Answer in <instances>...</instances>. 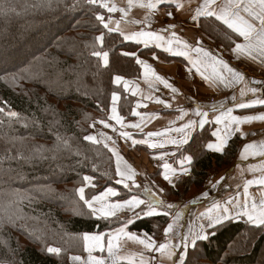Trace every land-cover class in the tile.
<instances>
[{"label":"trees","instance_id":"1","mask_svg":"<svg viewBox=\"0 0 264 264\" xmlns=\"http://www.w3.org/2000/svg\"><path fill=\"white\" fill-rule=\"evenodd\" d=\"M97 13L104 10L88 0H0V264H70L71 255L85 253V233L123 225L120 217L95 218L79 199L80 187L86 199L107 187H117L119 198L132 194L116 183L112 152L84 137L93 136L96 122L108 121L113 92L120 97L119 113L132 114L135 99L114 78L139 79L143 68L123 52L135 51L149 61L153 55L164 62L183 59L108 33ZM201 23L199 30L216 44L228 51L234 47L211 18ZM101 32L103 45L95 40ZM93 51H108V66ZM9 112L17 115L9 117ZM214 129L206 125L194 134L195 151L187 145L178 154L192 155L193 161L176 186L157 171L151 176L169 203L193 198L205 188L212 170L233 165L240 135L223 153H214L206 147ZM86 176L92 177L89 186ZM165 212L139 218L129 228L157 239L173 210ZM48 247L61 252L48 253ZM184 264H264V227L229 219L209 229L194 251L188 249Z\"/></svg>","mask_w":264,"mask_h":264},{"label":"crops","instance_id":"2","mask_svg":"<svg viewBox=\"0 0 264 264\" xmlns=\"http://www.w3.org/2000/svg\"><path fill=\"white\" fill-rule=\"evenodd\" d=\"M106 2L110 5L114 4L117 8H124L127 10V15L125 16L119 11L107 13L106 9H103V15H105L106 19L108 16H111V27H116V22H119L120 30L124 34L129 35L142 29L160 32L162 27L168 24H175V31L178 37L186 39L192 44H194L197 39L202 38L203 45L207 50L211 51L216 56H222L223 59L230 64V66L242 72L246 78L244 83L224 87L222 84L213 83L203 79L200 73L197 72L196 68L193 67L185 57L177 56L181 57L183 60L172 62H164L160 59H153L151 61L145 60L148 64L152 65L156 75L167 80L168 84L174 87L177 92L174 94L169 87L165 86L163 82L158 81L151 76L145 78L143 75L139 79L127 80L131 83L128 85L127 90H125L123 84V89L125 93L135 99L133 110L141 113V115H144L146 119H148L149 116L152 117L146 124L142 125L143 130L141 131L132 128L121 129L115 121L109 120L107 122L114 125L117 131H113V128L111 127L105 128L100 121L94 124L93 136L100 141V144L104 145L107 143L108 149H115L119 153L122 157L120 161L121 168H124L126 165L130 166L136 173L134 177L135 184L139 185V187H135L132 181H126L130 185V188L125 189L130 190L132 194L127 195L128 197L125 198H119L120 190L117 187H112L119 193V195L117 197H109L108 202H122L125 199H129L132 195H135L144 200L153 198L163 201L162 205H157V212L160 214L147 217L164 215L163 213H165V209L173 210L168 223V225L173 224V231L166 237L165 229L167 228V225L162 231L160 237L153 239L157 242V244L170 242L172 245H176V247L172 249V251L175 252V256L169 258L166 252L161 254L155 250L148 252L144 249L143 245L128 239L124 235L120 236L118 242L114 241V243H118V248L115 249L116 254L120 257H134L135 264H139L141 257L147 262V264H175L174 260H181L180 257L183 255V250L180 247L182 237H188L189 240H191L195 238L197 234L202 236L207 235V231L212 229L207 226L208 219L206 216H202V213H205L208 209L213 208L214 205L219 204L221 209L224 206L229 207V215L231 216L230 219L243 218L248 221L246 216L236 214L235 205L242 204L245 201L249 204L253 200H255L257 204L264 201V185H259L257 183L247 185V181L249 180L258 181L261 177H264V156L248 155L247 158H241V152L246 144H256L257 147L264 144V120L255 119L241 124L239 125V132L235 131L237 126L232 125L231 135H228L224 124L217 125L214 123V117L219 115L220 111H226L228 108H232V114L236 116L243 117L264 115V109H260L264 108V105H256L255 107L244 109L236 107L237 103H249L253 99H264V63L261 62L259 57H257V59H252L244 54H241L239 58H237L231 50L228 51L222 48L199 30V27L191 21L190 17L194 14V9L198 6V4L202 3L203 0H180V2L184 5V7L180 10L176 9L177 0H170L169 3L159 6L158 9L153 12H150L147 8H141L139 6L141 3L147 4L149 0H133V4L130 8L128 0H106ZM218 2L222 3L223 0H218ZM166 11H172L173 18H168L165 15ZM160 34L163 35L165 39H168L171 35L169 32H161ZM241 42H243V40ZM150 47L155 46L153 45ZM192 56L193 59L196 58L195 53H192ZM201 71H205V69L202 68ZM210 71V69L205 71V75H208ZM254 81H259L261 83H254ZM252 87L257 90L255 94L248 91V88ZM241 89H244L245 91L244 96L240 95ZM133 92L136 94L133 95ZM148 97H152V99H148ZM156 97L165 100L171 105V107H165L163 104L156 103ZM232 97H235L236 100L233 101ZM119 101L120 98L117 102V106ZM137 104H140L141 107H137ZM222 105L223 108H221ZM213 106L220 111H213ZM180 109L187 113L183 120L178 119L181 115V112L179 111ZM197 109L208 112L209 123L206 125H214V132L219 130V134L225 136L227 146L237 134L240 135L242 144L233 165L222 170H212L205 188L199 194L193 198H188L178 203H169L163 190L158 186V184H156L151 176L157 171L164 179V174L167 171L172 183H169L168 180H164L169 185L176 186L179 179L183 175H188L190 171V165L192 162L190 164L185 163L184 169H188L187 172H185L179 164V161L183 158V156L188 154L178 156V154H180V152L187 145L181 147L179 150L172 145H168L165 149H151L146 144L133 145L131 140L122 138L119 133L120 131H128L132 134L134 139H146L147 133L149 132H163L165 129L170 127L178 128L189 119L198 121L200 117L195 115V111ZM253 109L257 110L246 114H238V111ZM111 114L112 113H110V116ZM123 117L126 124L140 122V116H133L131 114ZM173 121H175V123H172ZM199 130H201V128L197 127L193 135ZM101 134H106L112 139L105 141ZM178 137V133L170 132L165 137H153L152 141ZM113 141L115 143H113ZM217 142V137L214 136V139L208 143ZM208 150L214 153H221L210 149ZM163 152H175L176 154L168 155L165 156L164 159H160L159 157ZM114 158L116 162L115 155ZM164 163H168L171 168L174 169V174L173 172L163 168ZM118 179H120V177H118ZM91 183L92 180L86 184L89 186ZM119 185L124 188L123 184ZM246 185L247 190H245ZM150 193H154L155 196L150 197ZM229 200L234 201L233 205H226V202ZM167 205H173V207L168 208ZM140 207L144 208L145 205H141ZM136 211L139 212L140 209H136ZM212 214L217 215L220 213L213 212ZM116 217H120L124 221L129 218H132L134 221L139 219L136 218L128 209L117 210L116 216L109 219ZM144 217L145 216H141V218ZM227 220L229 219H225L223 222ZM130 225L131 224L128 225L126 232L136 234L137 236L143 238V234L145 232L132 231L129 228ZM116 229L103 233L114 234ZM199 240L202 239H197L196 243ZM188 249H192L191 244H189ZM92 255L96 257H103L105 259V264H112V260L108 257L107 251L103 253L94 251ZM71 257L69 260L70 264H81L82 261L87 260L88 252L85 251L83 255H80L81 261H73ZM118 264H128V259H121L118 261Z\"/></svg>","mask_w":264,"mask_h":264},{"label":"snow or ice","instance_id":"3","mask_svg":"<svg viewBox=\"0 0 264 264\" xmlns=\"http://www.w3.org/2000/svg\"><path fill=\"white\" fill-rule=\"evenodd\" d=\"M170 0H149L147 4L141 3L139 6L141 8H147L150 12H153L158 9L159 6H162L166 3H169ZM89 5L98 6L102 9H106L107 13L121 12L123 15H127V10L124 8H117L114 4L110 5L106 2V0H88ZM129 8L133 4V0H128ZM184 7L183 3L180 0L176 2V9L180 10ZM165 15L168 18H173L172 11H166ZM96 20L103 25V28L107 30L108 33L116 32L122 36L124 41H132L136 45H143L145 48H149L150 46H155L156 48H160L163 52L168 53L172 56H182L185 57L193 67L196 68L197 72L200 73L201 77L205 80L211 81L213 83L222 84L224 87H229L234 84L244 83L245 75L234 69L230 64L223 59L222 56H216L211 51L207 50L203 46V40L197 39L194 44L189 43L186 39H182L177 36L175 31V24H168L160 29V32L151 31V30H140L138 32H134L132 34L126 35L119 28V22L116 27H111V16H108L107 19L105 15L97 13ZM202 18L209 19L211 18L213 23L216 24L218 28H223L225 35L231 42L234 44V47H231V51L233 54L239 58L241 54L247 55L252 59L260 58L261 62L264 63V0H223L222 3L218 2V0H203L202 3L198 4V6L194 9V14L191 15V21L197 26L203 28L201 23ZM147 19V18H146ZM150 27V22H149ZM161 32H169L171 35L168 39H165ZM235 36V39H233ZM105 33L101 32L99 36L95 38L101 45L104 43ZM242 38L243 42H237ZM192 53L196 54V58L193 59ZM93 56L98 58H102L103 64L108 66L109 64V52L108 51H93ZM125 57L135 58V64L141 66L143 68V75L145 78L149 76L154 77L156 80L161 81L165 84L166 87H169L171 91L175 94L177 90L168 84L167 80L162 77L156 75L154 72L152 65L148 64L145 60L140 59L135 51H125L122 53ZM153 59H158L157 56L153 55ZM205 69L207 71L210 69V73L205 75V71H201V69ZM114 82L116 84H120L123 82L125 90L128 89V85L131 83L130 81L124 80L120 75H116L114 78ZM254 83H261L259 81H254ZM248 91L253 94L256 93V88H248ZM136 93L133 92V95ZM240 95L244 96L245 91L241 89ZM119 95L116 92L112 93V107H111V116L108 117L109 121H115L117 125L120 126L121 129L124 128H132L143 130L142 125L146 124L148 120L152 117L149 116L148 119L145 118L141 113L133 110V116H140V122L137 123H128L126 124L124 121V117L118 113L117 110V102L119 100ZM148 99H152V97H148ZM233 101L236 100L235 97H232ZM155 102L158 104H163L165 107H171L169 103L165 100L160 99L159 97L155 98ZM256 105H264V99H253L249 103H237L236 107L244 109V108H252ZM137 107H141L140 104H137ZM223 108V105L221 106ZM4 110L0 108V112ZM181 115L178 119L183 120L184 116L187 115L182 109L179 110ZM213 111H220L213 106ZM233 109L228 108L226 111H220L219 115L214 117V123L217 125L224 124L225 129L227 130L228 135H231L232 125H236V132L240 131L239 125L250 122L255 119L264 120V115L259 116H236L233 115ZM17 114L14 112H9V117H15ZM195 115L200 117L198 121H194L189 119L186 123H183L178 128H167L163 132H149L147 133L146 139H134L132 134L128 131H120L119 135L126 139L131 140L133 145L137 144H146L151 149H165L168 145L175 146L177 150L185 145H189L195 151V137L193 133L197 127L204 128V126L209 123L208 112L197 109L195 111ZM227 122V123H225ZM104 125L105 128H113V131H117L114 125L108 123L107 121H100ZM172 123H175L173 121ZM170 132H176L179 134L178 138H168L162 139L159 141H152L153 137H165ZM104 137V140H111L110 136L106 134H101ZM213 136L217 137V143H207L206 147L215 152H223L227 146V141L225 136L219 134V130L217 132L212 133ZM85 140L91 141L93 143H100L99 140L95 136L88 135L84 137ZM113 143H115L113 141ZM105 147H108V144H104ZM116 156V169L115 175L120 177V179L116 180L117 184H123L124 188H130V185L126 181H132L135 187H139V185L135 184L134 177L136 175L135 171L130 166H125L121 168L120 161L122 157L115 149H109ZM175 152H163L159 157L160 159H164L165 156L175 155ZM248 155H259L264 156V144L259 145L257 147L256 144H246L241 152V158H247ZM192 155H185L179 161V164L182 169H184L185 163L190 164L192 162ZM163 168L173 172L174 169L168 163L163 164ZM255 170V169H253ZM185 172L188 169H184ZM164 179L168 180L169 183H172L168 172L166 171L164 174ZM92 177H84V181L90 182ZM257 183L259 185H264V177H261L258 181H247V185H252ZM247 185L246 189L247 190ZM95 187V185H92ZM79 193V199L84 202L85 205L91 210V214L94 215L97 219L108 220L111 217H115L117 214V210L128 209L130 210L136 218H141V216H153L160 214L157 212V205H162L163 201L159 199L149 198L147 200L140 199L135 195H132L129 199H125L122 202L109 203V197H117L119 193L112 187H107L104 191L99 193L98 195H93L90 199H86L85 197V188L80 187L77 189ZM150 197H154V193L149 194ZM234 201L229 200L226 202V205H233ZM99 205V206H97ZM141 205H145L144 208H141ZM168 208H172L173 205H167ZM136 209H140L139 212ZM235 210L237 215L246 216L248 221L252 223L256 227H264V201H261L259 204L253 200L250 204L245 201L242 204H236ZM213 212H218L220 214L213 215ZM230 209L228 206H224L221 209L219 204L213 206V208L208 209L205 213H202V216H206L208 219V227L214 228L216 225L223 222L225 219H230L229 215ZM167 215L168 213H163ZM135 221L132 218L123 222V225L115 230V233H98V234H88L85 233L83 235L84 240V248L85 251L88 252V258L85 261H82L81 264H105V259L103 257L93 256L92 253L94 251H99L101 253L107 251L108 257L111 258L112 264H118V261L121 259H128V264H135V258L129 257H120L116 254L115 249L118 248V243H114V241H119L121 235L126 236L128 239L138 242L143 245L144 249L148 252H152L153 250L164 254L167 253L169 258L175 256V252L172 251L176 245H172L170 242L159 243L149 236L147 233L143 234V238L137 236L133 233L126 232V229L129 224L134 223ZM0 226H2V222H0ZM203 227V226H202ZM173 231V224H169L165 229V236L167 237L169 233ZM197 239H207V235H199L191 240L188 237H182L180 247L183 250V255L180 257L182 264L187 260V253L189 244L192 246V250H195L196 240ZM106 241V243H105ZM48 253L59 254L61 249L56 247H48ZM73 261H81L80 256L71 257ZM139 264H147L146 261L141 257Z\"/></svg>","mask_w":264,"mask_h":264},{"label":"rangeland","instance_id":"4","mask_svg":"<svg viewBox=\"0 0 264 264\" xmlns=\"http://www.w3.org/2000/svg\"><path fill=\"white\" fill-rule=\"evenodd\" d=\"M204 46V45H203ZM204 48H205V46H204ZM230 87V86H229ZM229 90H230V88H229ZM226 94H227V91H226ZM208 232V231H207ZM71 256H80V255H71ZM70 256V257H71ZM70 257H69V260H70ZM70 262V261H69ZM174 262H175V264H180L181 263V260H174Z\"/></svg>","mask_w":264,"mask_h":264}]
</instances>
